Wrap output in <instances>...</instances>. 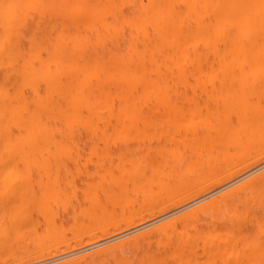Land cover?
I'll return each instance as SVG.
<instances>
[{"label": "bare ground", "instance_id": "1", "mask_svg": "<svg viewBox=\"0 0 264 264\" xmlns=\"http://www.w3.org/2000/svg\"><path fill=\"white\" fill-rule=\"evenodd\" d=\"M168 125L174 131L143 129ZM92 136L136 140L138 153L153 147L126 165L99 161L91 173L64 161ZM230 147L239 154L224 151ZM263 161L264 0H0L4 259L43 257L167 216ZM78 174L81 181L68 183ZM262 187L264 171L61 264H264ZM74 203L81 220L55 224L56 212ZM90 204L98 211L84 209ZM10 223L28 234L17 256L4 229Z\"/></svg>", "mask_w": 264, "mask_h": 264}, {"label": "rangeland", "instance_id": "2", "mask_svg": "<svg viewBox=\"0 0 264 264\" xmlns=\"http://www.w3.org/2000/svg\"><path fill=\"white\" fill-rule=\"evenodd\" d=\"M223 79V77H221ZM262 81V80H259ZM205 93V92H204ZM207 93V92H206ZM197 94V95H196ZM199 94V95H198ZM208 94V93H207ZM186 95L189 96H194V97H201L205 98V95H202V93H193V92H188ZM201 95V96H200ZM211 95V94H210ZM209 96V94H208ZM172 110H170L169 112H171ZM161 113H166L168 112L166 109H160ZM179 115H185L186 110H178ZM234 124V123H233ZM144 130L148 131V132H155V133H160L161 131H165V132H169V131H174V126L173 125H168V126H146L143 128ZM237 137L239 139H243L245 138V134H238ZM82 145V149L80 150L79 154H72V156L67 157L64 159V161L66 163H71V164H78V165H85L82 168V171L87 170L88 172H95L96 170V166L98 165V162L101 161L105 166L112 165V166H116V165H126L128 162V158L132 157V156H138L139 154L145 155L146 152L149 150L148 148L153 147V145L150 142H147L144 144V149L141 151V153H138V147L140 146V144L136 141V140H119V141H105V140H99L96 136H92L91 139H89L86 142L81 143ZM156 145H158L156 143ZM105 149H109V154L107 156H105L104 158H101V152L104 151ZM236 150H238L237 148H228V149H224V151L227 153H234L239 154V152H236ZM262 166V167H261ZM261 167V168H260ZM258 168V170H257ZM260 168V169H259ZM222 169L219 170H212L211 171H206V173L208 175L205 174L204 178L206 177H210V173H214L213 175L219 174L221 173ZM220 171V172H219ZM251 171H253V173L248 176L247 178L240 180L246 173L249 172H243L240 175H238L236 178H234V180H230L226 183H224L222 186H217V187H213L211 190L207 191L206 193L200 195V196H196L194 198L190 199V202L188 201V203L176 206V209H172L170 208V214L171 216H169L170 214L167 212L168 210L165 211V213L167 214V216L164 214V212L160 215H158L156 217H153V219H148L145 221V223L143 222V224H136L134 227H132L131 229H125L121 232H117V233H111L110 235L108 234L107 236H97L96 239L92 240V242L90 241H84L85 239H83L84 243H82V240L79 241V243L75 244L73 241V243H70L69 246L67 248L64 249V247H60L58 250L54 249V251H50L49 254L43 256V257H35V256H30V257H25L22 259H11V258H3L0 256V264H61L76 258H80V257H84L87 256L89 254L95 253L99 250L105 249L107 247L113 246L121 241H125L128 240L129 238L141 233V232H145L147 231V229H149L150 227L158 225L159 223L165 222L168 219H172L174 217H176L177 215L189 211L191 210V208L193 209L194 207H196L199 204L205 203L211 199H213L214 197L230 190L233 187H236L238 185H240L241 183H244L245 181L250 180L252 177H255L256 175H259V173H262V171H264V161L261 162L259 165L255 166V168H251ZM255 171V172H254ZM216 172V173H215ZM245 173V174H244ZM36 175V174H34ZM81 174L79 175H73L72 178H69L67 181L68 183H73L72 181L76 180V183L79 182V180L81 181ZM79 178V179H78ZM239 178V179H238ZM238 179V180H237ZM237 180V181H236ZM240 180V181H239ZM66 181V184H67ZM233 181L235 183H233ZM231 183H233L231 185ZM264 188L262 187L261 192H258L257 195V199L263 200L264 199ZM261 194V196H260ZM140 195H145L144 192L140 193ZM210 195V196H209ZM14 197H10L9 199L11 200ZM78 200L79 202H81V205H83V198L81 195L78 196ZM195 201V202H194ZM201 201V202H200ZM153 202V200L148 201V205H151ZM197 203V204H196ZM199 203V204H198ZM194 204V205H193ZM76 209L74 210L72 207L68 206L67 207V214L63 213L62 211H57L56 212V223L57 225L62 224L64 226H66L68 223H71L73 221V219L76 218V220H81L80 218V208L77 207V205L74 203ZM190 205V206H189ZM83 209V208H81ZM85 210L88 211H98V207H95V205H88L86 206V208H84ZM117 208H115V206H113L112 208H110L109 210H116ZM180 209V211H179ZM3 210V204L0 203V212H2ZM178 213L175 212L171 213L172 211H177ZM177 213V214H176ZM169 214V215H168ZM165 215V218H164ZM161 218V219H160ZM159 219L160 222H153L150 223L151 221H155ZM1 217H0V221H1ZM39 226L40 227H47L48 222L44 221L45 218L40 217L39 219ZM86 221V219L84 220ZM147 221H149L147 223ZM148 226H146L147 224ZM56 225V226H57ZM78 225V224H77ZM143 226V227H142ZM141 227V228H139ZM136 228V229H135ZM4 229L9 233L8 235V239L11 243V251L15 254L13 256H17L19 255L21 252L26 251L28 248V234L26 231H22L19 235L15 234V224L10 223L7 224ZM52 227L49 229V232H51ZM132 231V232H131ZM52 234V232L50 233ZM125 234V235H124ZM118 235H123V236H119L120 238H117ZM116 237V238H115ZM114 238V239H113ZM113 239V240H112ZM87 240V239H86ZM110 240V241H109ZM78 242V241H77ZM95 245V246H94ZM94 246V247H92ZM3 247H0V251ZM85 249V250H84ZM77 252V253H76ZM115 262L112 260L107 261L105 264H114Z\"/></svg>", "mask_w": 264, "mask_h": 264}]
</instances>
